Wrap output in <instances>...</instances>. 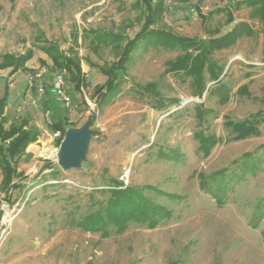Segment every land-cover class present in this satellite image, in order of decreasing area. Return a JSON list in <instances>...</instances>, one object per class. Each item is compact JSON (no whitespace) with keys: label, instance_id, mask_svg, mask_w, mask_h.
I'll use <instances>...</instances> for the list:
<instances>
[{"label":"rangeland","instance_id":"374dc122","mask_svg":"<svg viewBox=\"0 0 264 264\" xmlns=\"http://www.w3.org/2000/svg\"><path fill=\"white\" fill-rule=\"evenodd\" d=\"M138 1L0 0V61L15 58L0 67V98L5 80L11 92L5 126L27 118L37 132L17 164L23 177L2 181L0 167V264H264V123L261 134L238 140L226 124L264 111V24L251 17L250 7L238 6L242 0H165L151 28L202 39L238 22L252 25L254 35L212 55L224 67L229 99L221 102L210 92L217 82L207 70L201 97L193 75L168 69L184 53L182 45L144 42L134 48L118 91L104 98L106 88L98 87L108 76L101 66L118 61L146 23ZM223 7L232 10V21L218 11ZM115 34L122 36L118 45ZM76 42L82 88L45 50L69 51ZM31 50L25 66L14 68ZM39 74L35 84L42 83L43 92L29 85ZM59 74L69 106L55 94ZM243 84L251 96L238 92ZM93 109L86 159L64 169L51 123L66 118L69 127L81 126ZM198 131L218 138L208 153ZM246 152L254 160L242 161ZM114 191H141L162 205L158 222L85 226L87 215L106 210Z\"/></svg>","mask_w":264,"mask_h":264},{"label":"trees","instance_id":"16d2710c","mask_svg":"<svg viewBox=\"0 0 264 264\" xmlns=\"http://www.w3.org/2000/svg\"><path fill=\"white\" fill-rule=\"evenodd\" d=\"M139 5L145 7L147 11L146 23L142 31L137 33L134 38L127 40L124 45L121 57L118 61L111 64L101 66L104 73L107 74L108 79L105 85L99 86L98 89L104 92L102 97L106 98L110 94L118 91L122 84L127 71V63L130 62L134 48L138 43L158 44L163 43L166 46L182 45L184 53L176 57L174 61L170 62L169 70L180 71L184 70L189 75L195 77L197 86V94L203 96L206 91V78L204 72L207 70L210 77L216 80L217 84L210 90L211 93L218 92L220 94V101L226 102L229 99L230 93L225 87L220 77L224 67L220 66L216 60L212 58L216 50L230 47L235 44L243 35H254L255 31L249 22L242 21L234 25V27L225 34L220 36H211L209 38L198 39L196 37H183L175 35L170 31L159 28H151V24L156 23L165 12V0H139ZM246 5L251 8L250 15L253 19L259 20L264 24V0H242L238 2V6ZM199 14L203 22H206L208 17L201 13ZM219 12L227 13L229 20H233V12L228 7L218 9ZM212 14V13H211ZM91 30V29H90ZM108 34V33H107ZM109 35L99 36L100 40H106ZM115 41L120 42L122 36L119 34L112 35ZM77 38V36H76ZM76 42L69 51H64L56 45H48L45 50L51 57L55 66L61 70H67L74 85L82 88L85 83L83 76L82 59L76 51ZM51 44V43H49ZM33 51L27 52L24 56H20V64L14 68L25 66L26 61L33 55ZM15 62L13 55H6L0 61V67L5 68ZM149 88L152 83L147 84ZM209 90V89H208ZM239 93L251 96L249 86L243 84L238 89ZM11 95L9 83L5 80L4 94L0 98V167L3 172V180L10 182L15 178H21L25 175L24 171L18 170L19 158L25 154L30 142L37 138V132L29 128V120L24 118L20 123L11 124L9 127L5 126L6 118L5 111L8 106L9 97ZM264 101V97H263ZM201 107L204 106L200 104ZM203 107L199 110L198 115L203 117ZM264 123V111L259 110L241 121L227 120L226 124L231 127L232 137L234 140L244 139L253 135L261 134L262 130L259 125ZM67 119H59L51 123V127L56 131H60L58 136V143H60L65 135L68 127ZM196 136L201 142V148L207 153L211 147L217 142V137L214 134H205L203 131H198ZM252 152H246L243 155L242 161L254 160ZM125 192H128L125 194ZM124 194V195H122ZM114 198L110 200L106 210L99 208L96 212L85 217L84 225L91 226L96 229H103L105 222L114 221L120 228L125 227L130 222L136 221L138 223L148 222L155 225L163 213L164 207L156 204L149 198L144 197L141 191H114Z\"/></svg>","mask_w":264,"mask_h":264},{"label":"water","instance_id":"95a60500","mask_svg":"<svg viewBox=\"0 0 264 264\" xmlns=\"http://www.w3.org/2000/svg\"><path fill=\"white\" fill-rule=\"evenodd\" d=\"M97 115L92 110L88 119L81 126H68L60 143L58 161L64 169L78 168L86 159L87 150L92 137L91 125Z\"/></svg>","mask_w":264,"mask_h":264},{"label":"built area","instance_id":"2783aa9c","mask_svg":"<svg viewBox=\"0 0 264 264\" xmlns=\"http://www.w3.org/2000/svg\"><path fill=\"white\" fill-rule=\"evenodd\" d=\"M40 75L41 74L36 75L35 77H31L29 80V85L31 87L36 86L38 91L43 92L44 91V85L42 83H39V85L35 84V79H37L36 77L40 76ZM56 80H57V83H56L55 94L60 101H62L66 106H69L71 104L72 99H71V96L65 90V78H64L63 74L57 75ZM87 104L89 105V107L94 108V103L92 101L87 100ZM54 133L56 136L60 135V131H56ZM122 179L128 180V176L126 175V173L124 174Z\"/></svg>","mask_w":264,"mask_h":264}]
</instances>
